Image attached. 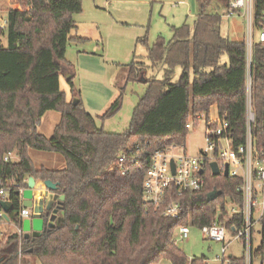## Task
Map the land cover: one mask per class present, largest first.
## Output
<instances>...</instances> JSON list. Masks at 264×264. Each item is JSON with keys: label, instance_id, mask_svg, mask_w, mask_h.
I'll return each mask as SVG.
<instances>
[{"label": "trees", "instance_id": "16d2710c", "mask_svg": "<svg viewBox=\"0 0 264 264\" xmlns=\"http://www.w3.org/2000/svg\"><path fill=\"white\" fill-rule=\"evenodd\" d=\"M199 12L193 29L173 28L174 37H158L148 48L147 62L129 65L128 82L148 85L140 98L125 133H109L83 107L74 105L80 94L73 84V65L66 60L77 29L74 15L83 11V0H18L8 11L0 37L7 36V47H0V181L9 189L13 211L8 214L17 226L21 204L18 192L27 178L58 184L54 194L65 196L58 224L39 238L22 239L23 256L40 264H188L178 248L175 232L181 226L202 228L219 221L240 228L243 216H230L227 200L243 206L238 188L240 178L214 176L205 168L206 187L200 192L173 193L165 203L179 200L184 208L179 220L165 218L162 208L143 201V182L151 154L170 145L186 147L192 116L209 115L216 107L230 124L237 149L246 143L247 60L244 41H231L221 33L229 0H197ZM210 8H214L210 11ZM264 1L255 0V29L262 24ZM227 57V62H223ZM162 68L159 79L150 71ZM180 75L176 79V71ZM69 74L73 92L69 100L61 90V78ZM253 109L256 122L253 136L257 146L264 144V51L254 47ZM123 96L109 107L102 120L113 117L122 107ZM48 112L61 114L53 135L39 132ZM140 145L144 155L139 164L118 166L119 156ZM61 154L66 167L61 170L37 169L30 151ZM15 152L18 161L5 162ZM222 196L213 202V191ZM56 207V203L54 208ZM50 214H45L46 221ZM20 236L11 232L0 237V264H19ZM252 258L264 264V236ZM193 260L192 264H196ZM204 262V259H203ZM24 263V260H23ZM228 264H246L244 257H229Z\"/></svg>", "mask_w": 264, "mask_h": 264}, {"label": "rangeland", "instance_id": "374dc122", "mask_svg": "<svg viewBox=\"0 0 264 264\" xmlns=\"http://www.w3.org/2000/svg\"><path fill=\"white\" fill-rule=\"evenodd\" d=\"M17 3L18 0H0V25L6 21L8 11L17 7ZM213 9L210 8V11ZM198 12L197 0H83V11L74 15L77 29L72 36L84 40L69 43L66 60L73 65V84L80 94L79 99L84 109L96 119L99 127L109 133H125L129 130L134 110L148 88L142 82H128L129 65L134 61L147 62L148 48L156 43L158 37H163L167 42L172 40L173 28L188 25L193 29ZM221 13L225 16L226 11ZM221 33L231 41H246L248 22L240 15L223 17ZM255 35L257 39V33ZM7 45V36H1L0 47ZM223 62H227V57H224ZM180 73L178 69L176 79ZM152 74L161 79L163 70L160 68L150 71L149 75ZM61 90L66 92L69 100H73L71 85L66 76L61 78ZM120 94L123 99L119 112L102 120L103 114ZM217 115V108L213 107L210 117L216 118ZM59 116L57 112H48L42 120L39 132L50 138ZM204 123L200 121L197 128L188 133L185 151L191 155H199L206 147ZM30 158L37 169L61 170L66 167L64 157L58 153L31 150ZM13 160L17 161L18 158L14 157ZM225 209L227 212L237 210L228 200ZM261 228L259 225L255 229L254 251L259 249L263 241ZM177 230L175 241L189 260L188 264H192L193 260H197L196 264H228L230 256L244 257L248 264L244 243L234 240L232 234L227 233L226 244H231L223 256V244L206 240L201 228L190 227L187 239H181ZM253 263L262 264V260L254 258ZM19 264L40 262L28 255L25 258L22 255L19 257ZM158 264L172 263L164 260Z\"/></svg>", "mask_w": 264, "mask_h": 264}, {"label": "built area", "instance_id": "2783aa9c", "mask_svg": "<svg viewBox=\"0 0 264 264\" xmlns=\"http://www.w3.org/2000/svg\"><path fill=\"white\" fill-rule=\"evenodd\" d=\"M229 5L230 7L225 14L227 18L240 15L248 22V38L244 41L247 53L246 143L237 149L235 148L230 134V124L225 117L219 114L218 110L216 118L210 117L211 112L209 115L192 116L186 124V129L189 132L194 131L200 121L205 122L204 138L206 147L204 151L195 156L185 151L186 147L175 144L164 149L155 150L151 154L149 168L143 182V201L147 205H153L158 209L164 205L162 215L168 219L179 220L184 214L183 205L176 199L165 203L168 197L176 192L180 194L204 190L206 187V179L203 176L205 168L210 167L212 163H217L221 175H224L228 166V176L240 178L244 183L238 188L243 197V206L239 207L231 203L237 210L233 209L227 213L230 216H243V224L240 228L233 226L231 232L227 229V224L219 221L221 216L219 214L212 225L202 227L201 231L206 240L223 244V256L226 255L231 244H226L227 233L234 235V240L244 243L248 254L247 263L254 264L252 259L254 251L253 236L257 226L262 227L261 234L262 237L264 236V144L261 147L257 146L253 136L256 114L253 109L252 63L254 47L260 45L264 51V13L261 27L255 29V0H229ZM5 26L6 21L1 27L4 28ZM255 33L258 35L257 39ZM180 150H183V152H179ZM143 155L144 151L138 145L135 149L125 151L119 156L118 166L124 173H127V167L139 164ZM14 157H17L16 153L9 152L5 155L4 161H14ZM201 171H203L202 174ZM20 192L22 193L23 189ZM8 198L9 189L5 188L0 181V203L9 202ZM19 216L23 223L24 219L31 216V211L21 208ZM10 228L15 229V233L20 236L18 255L21 257L23 255L22 239L24 238L22 225L17 226L10 217L9 220H6L5 212L1 210L0 237L2 238L10 233ZM177 231L181 239H187L190 235V226H181Z\"/></svg>", "mask_w": 264, "mask_h": 264}, {"label": "water", "instance_id": "95a60500", "mask_svg": "<svg viewBox=\"0 0 264 264\" xmlns=\"http://www.w3.org/2000/svg\"><path fill=\"white\" fill-rule=\"evenodd\" d=\"M66 77L68 80H70L73 78V75L69 74ZM79 102V98H75L73 101L75 106L78 105ZM210 167L214 176L221 175L217 163H212ZM202 173L203 171H201V174ZM224 175L228 176V166L224 172ZM58 188V184L50 180L44 181L42 183V187L39 188L35 178L29 177L27 180V186L23 188V192H18L21 208L29 209L31 211V216L27 219H24L22 223V231L26 240L30 238H39L43 235L46 229H53L57 226L58 215L62 209V203L65 201L64 195L60 196L59 198H54V200L51 201V194H54ZM220 196H222V192L215 190L208 194L207 201L213 202ZM55 203L56 207L54 208ZM1 210L5 212V219L9 220L8 214L13 211L12 203L1 202L0 211ZM45 214H50L48 221L45 219Z\"/></svg>", "mask_w": 264, "mask_h": 264}, {"label": "crops", "instance_id": "0c3cea01", "mask_svg": "<svg viewBox=\"0 0 264 264\" xmlns=\"http://www.w3.org/2000/svg\"><path fill=\"white\" fill-rule=\"evenodd\" d=\"M59 115H60V116H59V120H58L57 125L59 124V122H60V120H61V114H59ZM41 125H42V122H41ZM57 125H56V126H57ZM40 127H41V126H40ZM55 128H56V127H55ZM55 128H54V130H55ZM27 180H28V178H27ZM27 180H26V181H27ZM37 183H38L39 188H41L43 182H38V181H37ZM54 198H58V196H56L55 194H51V201H53ZM8 230H9V229H8ZM9 232H10V233H11V232H15V229L10 228Z\"/></svg>", "mask_w": 264, "mask_h": 264}]
</instances>
